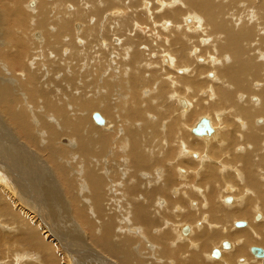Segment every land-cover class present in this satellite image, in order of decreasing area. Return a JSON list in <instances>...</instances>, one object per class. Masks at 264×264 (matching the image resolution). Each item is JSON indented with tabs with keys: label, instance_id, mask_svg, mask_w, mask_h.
Masks as SVG:
<instances>
[{
	"label": "rangeland",
	"instance_id": "1",
	"mask_svg": "<svg viewBox=\"0 0 264 264\" xmlns=\"http://www.w3.org/2000/svg\"><path fill=\"white\" fill-rule=\"evenodd\" d=\"M52 1L53 0H41L42 5L46 4L51 8L50 13H49L50 14V18H49L50 21H49L48 26L47 25L41 26V27H39V29H37L35 27L34 21L35 20L37 21V19H38L37 13H39V12H36L39 9L38 7H40V6L37 7V5H39L38 0H36V1L35 0H31V1L30 0H0V40H1L0 41V47H2V50L0 51V65H1L0 68L4 67V68L0 69V73L2 75V76L0 75V80H3L7 84V86L10 83V81H11V83L9 84L10 86L15 83L13 86H11V87L9 86L10 88H13V90L11 89V94H12V96L15 94L14 95L15 97L14 96L13 97L16 98L17 101L18 100L20 101V103H21L20 105L26 107L25 109H26L28 116H27L25 123H27L30 135L32 136L31 139H35V140H33V142H30L28 139H25L26 137L21 130L20 124L16 121L11 122L12 120L10 119V116H12V114L15 113V109L12 108L13 106H11V108H9V109H6L5 107H3L1 104H7V103L5 102V100L2 101V99L0 98V106H1L0 107V113H1L0 116H2V117H0V149H1L0 150V162H3V161L7 162V163H4V165L7 167H9L10 163H12V166H10L11 172L12 171L20 172L19 169H22L25 172L23 179L25 180V183H26L25 186H27V188H30L28 190V193L30 191L29 194L31 195L30 196L26 192H21L22 194H20V192H16L17 188L14 186V184L12 187L10 185L11 188L7 187V188H9L6 191L7 195L4 194L3 188H5L6 185L9 186V184H11V183H8L10 181L8 178V175H6L8 173L5 171V169L3 168V166L0 163V181L3 182V183L1 182L2 184H0V187H2V188H0V192H1L0 193V264H17V260H19V259L22 260L23 257L24 258L29 257L28 254H30V255L33 254L32 255L33 257H35V255L39 256V261H37V264H46L41 258V255H40V253L42 254L41 250L48 252L51 255V258L57 259L60 264H81V262L76 261L75 259H77V258L74 257L78 254H81V255H78L79 258L83 257V258L89 259V260L94 257L93 254H95V252H97V253L101 252L100 255L102 256V254H103L102 250L100 248H98L97 245H95L92 242L91 238L88 236L89 232H87L88 231L87 227L79 222V219L77 216V210L82 209V204L86 205V203H89L91 206L93 205L92 208H94L93 201L91 203L92 194H91L90 190H89V192L84 191L88 187L90 189V183L91 182H90V179H88V175H90V174L93 175L94 173H96L97 175L102 177V180L104 181V184L106 185L105 188H106L107 194H105V195H108V201H109L110 199H112L110 196L116 195L115 193L117 191L118 192L120 191L121 194H123L126 191V187H127L126 184L128 183V181L130 184L132 182V180L145 182V179L148 178V176L158 178L156 176H160L161 174H164L163 173L164 171H162V170H166V169H168V167H170L166 164L165 165L162 164V166H161V164H159V163L157 164V166H155L156 160H154V163L151 164V166H153V167L151 168L150 171L140 170L139 172H137V179L133 178L131 180H128L130 177V173H128V172L131 170V168H128L129 171L127 170V173H125L123 171V168H122V166H123L122 162H123L124 158H127V159L130 158L128 165H131V162L133 160L132 159L133 156H131V154L130 155L128 154L129 151L127 149L124 152L126 145L124 146L123 143L121 144V141H122V137H124V136H126L128 139H130V132H131L130 129H132L134 127L137 128L138 125H141L144 122H149V123H151V125H154L151 121L158 119L157 121H159V123H157V125L159 128L157 130L154 131L153 129H151V127L149 128L148 131L145 130V133L147 135H150L152 133L154 135L152 137L153 146H151L148 149H157L159 147H164L168 143V142L167 143L165 142V140H166L165 134H167V131L169 130V127L171 125H174V126L176 125L175 119H177V118L179 119V117H177V115L180 116L181 112L182 113H184V112L190 113L191 111L193 112L196 109V107H199L200 109L204 107V109H206L205 113H209V115L207 116L205 113H198V108H197L196 112L198 114L191 118L192 119V120H190L191 123L189 122V124H184V130L182 132L186 133L187 136L195 139V136H193V134L189 131V129H190V126L192 128V126H194L197 123V120H199L198 117L200 115H203L204 117H206L208 119H209V117L214 118V119L216 118L215 120H216V123H218V124L222 123V121L225 122V120H226L227 124L226 123L224 125L222 124L223 128L225 126V130L223 133L224 134L228 133L229 138L226 141L225 147L222 149L219 148L218 150H227V151H222V152L215 151L214 154L216 156L212 155V157L216 161L222 159L224 163H226L225 157L231 156L232 152H234V149L237 146L236 139H234L235 145L233 142L230 141L231 136H234V132H238L239 128H240L239 131H241V129H242L239 125L238 118H237V117L240 118V116L236 115L237 109L234 108L236 105L233 106L230 103H229L230 105L229 104H225V105L219 104V105H214L212 109L210 108L211 103H208L209 102V100H208L209 96L208 95H210V86L207 90L202 88V90H201L202 92H200V89L195 90L193 86H192L193 90L192 89L183 90L184 95L182 94L183 97H181V98L186 99V101L188 100L187 103L191 104V105H189V109H187V110L183 109L182 110L180 105H179V102H176V99L170 100L169 99L170 96L167 97V95H168L167 91L159 93V91H157L158 87H153V84H149L147 82L148 86H143L145 88L144 90L146 92L140 91L139 95H138L139 97H141V96L143 97V98L141 97V99H142L141 104L138 102V104L135 105V107H137L139 111L144 112V114L141 116L140 119H137V120L132 118L131 115H128L129 114L128 112H132L131 110H129V108L133 107V104L128 103L127 102L128 100L125 99V97H128V95L131 92V90H129V87L127 88L126 83L129 82L131 76L130 75L128 76V74L125 75L126 71H124V70L120 71V69L117 67L119 66L120 61L123 62L124 60L128 59L129 57L122 55L123 52H122V48L120 46L121 44L119 43L120 42L119 40H122V39L123 40H129V38L131 40H135V42H138L137 44L141 48L140 50L139 49L137 50V48L135 50L140 51L139 53H143V51L144 52L147 51L146 47L148 46V45H144L143 41L147 40L148 38H149L148 41L150 43L154 41V45H155V43L158 42V40H176V38L186 40L184 35L181 36V34L184 33V31H181V30H183L185 27L187 29L188 26H190L192 29L196 30V32L198 34H200L201 36L207 37V35L205 34V28L203 27L202 18L200 16H198V19H195V21H193V23H190V24L186 23L185 21L183 22V19H184L183 17L186 16L185 15L186 12H183L179 16L178 14L173 15L172 11H171V17L169 18L166 16L167 11L163 10L164 9L163 6H165L164 0H150V1L147 0L150 4L152 3V6L147 5V7H146V8L151 9L152 15L150 17V15L147 11H141L140 9L137 11V13L133 12L134 13L133 16H135V17L139 16L138 12L140 14H142V16H141L142 20L139 18V20L137 21L140 23L138 28H137V26H133L132 22L127 23L128 24L127 26L125 24H119V22L124 17L123 14L125 13L124 8L122 6L116 5L114 8L110 7L108 10L103 8L100 11V8L98 6L99 5L98 1H101V0H78L77 3L78 4L80 3L82 6L80 8V11L86 12V10L90 7L89 8L90 14L89 15L87 14L88 16L86 18H83V17L75 18V19H72V21H71L70 15H67V16L65 15V23L67 22L68 18L70 19V20H68L69 23H68V26H66L67 27L66 30H64V31H67V33H65V32L62 33V35H61L62 38L57 37V39H56V37H54V35L58 36L59 31L55 30L56 29V19L55 18L58 16V14L60 12L62 13V11H60V8H59L60 0H54V2H52ZM103 1H106V0H103ZM125 1H124V3H126ZM171 1H173V0H171ZM241 1L242 0H237L235 2L236 8H234L233 10H231L229 8L230 4L233 2L232 0H229L227 2H223V5H221V7L223 6L222 8H223L224 12L221 8L222 13L219 12L220 16L223 13H225V15L228 14L226 16V18H230L229 16H231V18H233L232 14L237 18V20H238V18L242 17L243 19L239 21V24H240L239 30L244 31L246 29H249V28L251 29V27H253L252 30H254V31H252V32H254L255 34L253 33L254 36H252V38L254 37L255 40H263L261 35L260 36L258 35L260 33H264V31L261 30L264 28V21L261 19V17H264V13L262 11H260L259 12L260 14H259L257 11L259 9L258 6L261 3L253 4L254 7L252 6V9H249L251 7H249L248 4L244 3L247 1H245V0H243L242 2ZM258 1H262V0H258ZM29 2L35 3L36 4L35 7L30 8L28 6V4H30ZM118 2H121V1H118ZM130 2L131 1H128V5L131 4ZM167 3L169 4V6H170V4L172 5V7L176 6V3L170 2V0L167 1ZM227 3H228V5H227ZM64 4L66 5V7L64 9L65 13L72 12L74 10V7H76V5H78V4H75L73 0H68ZM136 4L139 5L140 7H142V4L140 2H136ZM48 6H43V7H48ZM91 6H92V10H91ZM106 7H108V6L106 5ZM34 9H36V10H34ZM130 10H132V9H130ZM115 11H117L118 13L116 15H113L112 13ZM3 12H4V14H3ZM13 12H15V14L17 13L16 16ZM57 12H58V14H56ZM253 13L256 16V19L254 21L257 24L252 26L249 24V19L252 18ZM17 16L23 17L21 22H16ZM154 16H156V17H154ZM36 17H37V19H36ZM120 18H121V20H119ZM151 18L153 19V21H151ZM39 19L41 20V17H39ZM168 19H173L174 24H173V27L168 30L167 34H165L164 32L166 31V29L169 26V24L167 22ZM29 20H31V22ZM74 20H76V21H74ZM234 21H235V19H234ZM117 22H118V24H117ZM19 23H22L23 25H20ZM78 24L80 25V31H76L77 30L76 26ZM176 24L178 27L180 26L182 28L180 30V32H179V29H176L177 28ZM244 24H245V26H247V25H249V26L245 27V26H243ZM251 24H254V22H252ZM74 26H75V28H74ZM119 26L122 28V30ZM92 27H96L95 28L96 31L94 34L89 33V31H88V29H91ZM115 28L117 29L116 33L114 31H112V29L115 30ZM255 28H258V29H255ZM83 29H85V30L87 29L86 34H83V31H84ZM119 29L121 30V32H119L120 31ZM81 30H83V31H81ZM124 30H125V32H124ZM135 31L137 33H135ZM33 32L41 33V34L43 33L44 37H45V41L51 40L50 44H52L53 46L56 45L55 48H57V46L59 44V51H61V52L56 53L58 55V60L56 62L53 63L51 56H49V55L47 56L46 55L47 53L44 50H42V47H40V45H42L45 41L43 40L41 42H38V40L35 38V34ZM127 33L129 36L127 35ZM132 33H134L135 35L133 34V36L131 38ZM89 34H90V36H89ZM188 34H189V36H196V35H194L193 32H187V35ZM32 35H34V37ZM127 37H129V38H127ZM85 40H88V41L94 40V41L88 42V44H87ZM193 40L195 41L196 39H193ZM208 40H209V38H208ZM148 41H145V42H148ZM200 41H202V40H200ZM200 41H199V43H200ZM141 42H143L142 45H141ZM203 44H205V43L203 42ZM2 45H5V46H2ZM200 45H202V44H200ZM259 45H260V48L262 49V46L264 44L259 43ZM38 46H39V48L37 49ZM262 50L264 51V47ZM153 51L154 52L151 51L152 53H151L150 57L148 54H146V57H145V58H147L146 61L149 64L153 63V65H156V64H154V62L158 63V59H159V63L160 62L163 63V61H161L162 59H160V56H159L161 54L160 51H157V50H153ZM263 51L262 52L260 51V52L264 56ZM114 52L116 54H118V57H116V60H115L116 54ZM194 52H195V49L193 50V53ZM19 54H20V58H19ZM16 55L18 57V61H16V59H17ZM252 55L253 54H251V56ZM52 56L55 57V53H52ZM196 56L201 57V55L198 56V54H196ZM191 57H192V54H191ZM11 59H12V62H11ZM110 59H112V60H110ZM227 60H228V57L224 56L223 61L219 64V66L225 65ZM111 61H112V63H111ZM14 62H16V63H14ZM18 62H19V65L17 64ZM4 64L7 66V68H6V66H4ZM26 65H28L29 67ZM9 67H10V69H8ZM139 68H143V69L145 68V70H146V67L144 64H141V67H139ZM7 70H10L11 72L7 71ZM147 70H149V69H147ZM26 71L29 74L33 73L35 75H39L40 77L42 76L41 79H44V76H47L46 79H47V83L49 84V86L52 88H57L58 91H61L63 96H67L69 94V92L67 91V89H66L67 87L65 86V84L66 85L68 84L67 81H62V79H63V77L71 78L68 75H71L73 73L74 75H72V77H73L72 82L76 83V81L77 82L79 81L81 83V85L76 86L75 92H73V93H75L74 96L71 95L70 97H66V98H68V100H65L64 98H63V100H58L59 105H57L58 107L56 106V108L55 107L54 108L58 111L60 110L61 107L64 108L65 109V114H64L65 118H67V119L69 118V120H71L74 124H77V125L80 124L79 126L83 125L82 126L83 132L91 130L98 135V138H100L99 137L100 135H102V136L104 135L105 137L104 136L103 137L105 139L107 138V142L105 144H102V143L99 144L100 143V141H99L94 146L92 140L90 139L91 141H89L87 144V149L90 151L83 153L80 150V148H78L79 147L78 145L81 144L82 136L84 137V139L87 136L85 134L83 135V133H81L82 134L81 140H78L77 139V138H79V137H77L78 135L73 137L74 135H72L71 129H69L71 132L68 130L69 133L66 134L65 130L59 131L57 129L58 126L56 127V125L55 126L53 125L52 121L55 119L58 120V118H60V115L57 114L56 111L52 112L50 110V108L47 106V102L49 100L45 99L43 101V98H41V97L39 98V95L33 96L34 92L30 88L31 84H29L30 83L29 80L31 79L32 76L31 77L28 76L29 74L25 73ZM253 71L255 72V70H253ZM115 72H117V74ZM171 72L172 73L168 74V76H171V78L180 77L179 76L180 72H177L176 70H172ZM208 72L209 73H207L205 75V77L207 76L206 79H203V80L208 82V84H211V82H209V81L215 80L217 73H215L213 70H211V71L209 70ZM7 73H9V74H7ZM149 74L151 75V73H149L147 71V73L143 77H145V79H149L150 78ZM256 75L257 74L250 76V80L252 79V81L248 80L249 79L248 77L247 78L244 77V74H241L240 76H235L236 81H239V79H241L242 84L245 83V84H243V85H245L243 90L241 89L238 91V90H235L233 88L231 90L232 93L234 94V101L237 102V98L239 97L238 102L236 104L240 103V99L242 97H243L242 98L243 100H246V99L250 100V98H252V97H255L257 99L259 98V99L263 100L261 97V92H259L255 89V86H256L255 84H259V82H260V84H264L263 83L264 79L262 78L263 77L262 74L258 73V75L260 77H257L258 75L257 76ZM165 77L160 76V80H162L163 78L166 79ZM117 79H118V81H117ZM123 80L125 82H123ZM154 81H158V80H154ZM165 81L167 82V80H165ZM165 81H163V82L166 83ZM0 82L2 83V81H0ZM51 83H54V87L51 85ZM82 83L85 84V85H83V87H81ZM154 83H155V85L158 84V82H154ZM251 84L252 85L254 84V85L252 86ZM23 85H24V89L21 88V86L23 87ZM117 85L120 88H117ZM26 86H27V89H29V90L26 89ZM106 86L107 87L109 86L108 89L106 88ZM110 87H112V88L109 89ZM113 87L116 89H114ZM234 87H235V85H234ZM260 87H261V85L258 87L259 90L262 89ZM87 88H88V90H91V91L86 90ZM96 89H97V91H96ZM244 90H247V91H244ZM27 91L29 94L27 93ZM94 92H96L97 94ZM31 93H33V94H31ZM145 93H146L147 97H146ZM148 93H149V95H148ZM239 93H240V95H238ZM98 94H99V96H98ZM131 95L134 96L133 94H131ZM199 95H201V96H199ZM29 96H30V98H29ZM163 96L166 98L167 102H165L166 103L165 107H163L164 111H161L159 109V107H162V104H164ZM36 97H38V98H36ZM71 97L72 98L74 97V98L72 99ZM77 98H79V99L84 98L83 100H81V101H83L82 105H84V103H86V102H87L86 104L89 105L90 103L87 100H90L91 98L96 100L97 104L96 103L90 104V105H93V107L95 106L94 110H91V108H89L90 107L89 106V107H87L88 109L87 108L81 109V111H80V109H79L80 105H79V101H78L79 99L77 100L78 101L77 102L76 101ZM69 99L73 100V102L70 101ZM104 99L106 101H104ZM39 100H41V102ZM114 100H115V102H114ZM216 100L218 102V99H216ZM216 100H215V103H216ZM107 101H109V102H107ZM168 102H169V104H168ZM191 102H193V103H191ZM71 103H72V105H71ZM125 103H128L130 105L128 106V104H125ZM59 106H61V107H59ZM72 106H73V108H72ZM46 107L49 109H47ZM151 107H153V108L151 109ZM262 107H263V110H262L260 116L254 110V114L256 113L255 119L259 118V120H256V122H258V121L264 122V105ZM2 108L4 109V111ZM75 109H77L81 114L78 113L77 110H75ZM8 110H9V112H8ZM145 110H146V112H145ZM230 110H231V113H230ZM2 111H3V113H2ZM70 111L72 114H69ZM93 111L100 113L101 115L104 116V118H106L109 125H111L109 129L104 130V129H102V128H100L94 124L93 120L91 119V115H92V113H94ZM219 111H225V116H222V117L216 116L215 113L219 112ZM106 112H110V114H112V115L108 114L109 116H107V115L103 114ZM4 113H5V115L7 113L8 114L5 116ZM82 114H83V117L80 118L82 116ZM131 114L133 115L134 111ZM86 116L88 117V119ZM125 116H127V117H125ZM110 117H111V119H110ZM171 117L173 119H169ZM8 119H10V120H8ZM82 119H84V120H82ZM255 119H253V120H255ZM169 120H170V124L165 123V122H168ZM162 122H164V123H162ZM256 122L255 123L251 122L249 127L250 126L255 127V125L257 124ZM167 125L168 126L170 125V126L168 127ZM258 125L262 126L263 124H258ZM89 126L92 127V129ZM176 129H177V127H176ZM257 129H259V128L257 127ZM49 130H51V131L49 132ZM254 131H256L257 134L260 136V137H258L259 143L255 144V145H251V147L252 146L253 147L249 148L250 143L246 144V146L243 145L244 144V139H243L242 141L239 140L240 143L242 144L241 146L243 147V149L246 150V152H248L250 150L253 151L256 148V149H260L258 152L259 154H264V130L260 131V130L254 129ZM50 133H51V136H50ZM103 133H105V134H103ZM52 134H54L53 137H52ZM228 134H227V136H228ZM237 134H238L237 136L239 137V133H237ZM33 135H35V136H33ZM45 135H46V137H45ZM109 135L111 136V138H108V137H110ZM243 135H244V133H243ZM33 137H35V138H33ZM37 138L39 140L40 139H43V140L39 141ZM87 139H88V137H87ZM154 140H157V141H154ZM44 141H45V143H42ZM166 141H168V140H166ZM36 142H38V144ZM70 142H71V144H70ZM216 142L217 141H214L213 143H216ZM1 143H3V144H1ZM89 144L92 146H90ZM49 146H50V148H49ZM68 147H69V149H68ZM174 148L176 149V147H174ZM215 149H216V145H215ZM4 150H6V151H4ZM77 150L79 152H77ZM237 151H239V150H237ZM202 152H206V150L202 151ZM243 152L244 151L242 150L241 154L246 153V152H244V153ZM126 153H127L128 157L126 156ZM157 153H159V152H157ZM159 154H160L159 158L161 159V152ZM72 157H74V158H72ZM19 158H21L20 159L21 161H19ZM259 158H263V156H261V157L257 156L256 159H259ZM21 163H23V164H21ZM172 164L170 163V165H172ZM212 164L217 165V166L213 167V168H215V170L213 171V168H210L206 172L204 178L201 181V188H197V191H198V193H199L200 189H202L201 191H204V189L210 184L214 190V196L213 197H214V199L216 197L217 200L216 199L215 200H216V202H218L219 206L221 207V205L219 203V198H221L223 195H225V193H227L225 191L223 194V189H224V187H226L225 184H228V183L232 184V183H235V181H234V179H225L226 176H223L224 173H221L220 164H216V163H212ZM106 167H108L109 170ZM60 169H61V171H60ZM155 169L156 170L158 169V170L156 171ZM90 170H93L94 173H90ZM31 172H33V173H31ZM154 172H155V174H154ZM142 173H144V174H142ZM145 174H147V175H145ZM207 174L217 176V180H214L211 182V180L207 176ZM255 174L258 176L257 172ZM116 175H118V176H116ZM115 178H117L116 181L114 180ZM176 178H177V176H176ZM28 180H29V182L27 183L26 181H28ZM177 180H174L173 182H176V183L179 182L180 183V178L179 179L177 178ZM42 181H43V183H41ZM112 182H113V184H112ZM117 182L122 183L123 186L120 187V185H118ZM68 183L71 184L70 189H68ZM50 184L53 188L49 187ZM239 184H241L243 186V189H244L245 185L242 183H239ZM241 185H240V187H242ZM28 186H31V187H28ZM45 187H46V189H45ZM260 187H262V185ZM260 187H259V189L264 191V187L263 188H260ZM181 188H184V185L178 187V190H182ZM252 189H254V191H256L255 194L258 191H260L256 187H252ZM41 190H43V191H41ZM45 190H47L49 193ZM2 191H3V194H2ZM9 191H10V193H12V195L9 193ZM176 191L177 190L175 189V192ZM182 191H184V190H182ZM243 192H242L243 193L242 196H244L246 190H244ZM15 193H16V196H15ZM117 194L119 195V193H117ZM170 194L172 195L171 192H170ZM194 194L197 196L198 199L202 200V198L200 196H198L196 193H194ZM201 194L202 195L204 194L205 196H207L206 193H201ZM32 195H35V196H32ZM77 197L79 199H77ZM19 198H21V199H19ZM160 198H162V197H160ZM182 198L185 199L186 202H188L187 201L188 198L184 197L183 195H182ZM197 198H195V199H197ZM234 198H235V196H233V202L235 201ZM251 198H253V197H251ZM86 199H88V200H86ZM201 200H200V202H201ZM161 201H160V205H164L163 204L164 201L163 200H161ZM196 201L197 200H194L193 202H196ZM38 202H39V204H38ZM79 202L80 203L82 202V203L80 204ZM259 202L261 203V201H259ZM190 203L188 202L187 204H188L190 209H193L195 207L194 204H196V203H192V206L190 205ZM106 204L107 203H105V205ZM124 204H126V203H124ZM109 207H110V205L107 208H109ZM120 207H121V204H119L117 210L121 214V216L119 215V213H117V212L116 213H117V217H119V219H120V222L124 223L125 221H123L121 219H122V217L126 218V214H124L123 209H121ZM152 208L154 209V207H152ZM182 209H184V208H182ZM175 210H177V211H175ZM92 212H93L92 210L90 212H88V214L91 213V214H89L91 217H93ZM108 212L110 213V211H108ZM174 212H175V213H173L174 216L172 218H170L171 220L169 219L170 223H172V224H167V223L163 222L162 227H164L165 229L164 228L159 229L161 234L163 232H167V231L174 232L173 229L176 228V232H174V234L177 233V234H175V236H176V235H178L179 225H181V224L183 225L184 223L190 224L189 222L183 220L182 215H184V213L180 212V208H175ZM189 212L195 213V211H192V210H189ZM261 212H260V215L262 216V219L259 222L258 221L255 222V220L253 219L251 221L252 224L262 223V221L264 220V213H261ZM153 213H154L153 216L155 215L158 218H159V215L161 214L159 212L156 213L154 210H153ZM252 213L253 214H251V215L253 216L254 212H252ZM215 214L219 217H225V215H226L225 213L222 214L221 211H216ZM61 216H63V217H61ZM203 216H205V213H203V211L201 212V214L199 212V214L195 215V220H194V223L192 225L193 230L194 229H195V231L199 230V229L196 230V227L199 226L200 223H203V221L206 220L205 218L202 219ZM213 217H214V215H211V220ZM65 219L67 222L65 221ZM94 219L95 218L93 217V220ZM174 219H177V220H174ZM48 220H50V221H48ZM196 220H198V221H196ZM68 221H69V224H67ZM182 222H184V223H182ZM242 222H247L248 224L251 223V222H248L247 220H243ZM233 223H234V221H233ZM51 224H52V226H51ZM64 224L68 227V229L65 227ZM135 224L129 218L125 223V229H127L126 231L128 232V236H130L134 240L133 241L134 246L132 245L133 248L131 247V253H134L135 256H137V259L139 261H144L145 258H143V257H146V256L150 257V258L152 257L151 253H152L153 248H154V247H152V245L154 246V244L152 243V241L146 240V239L144 240L141 237L143 234L140 232V227H141V229H145V230H147V228L144 227L142 224L136 222V221H135ZM69 226L75 233L76 232L81 233L80 235L83 238H81V236L80 237L73 236L70 232H68ZM167 226L169 227V229H170V227H172V228L169 230V229H167ZM227 228H229V229L231 228L230 230L232 231V233L234 231L233 229H235L234 233H239L238 231H242L244 229H247L246 227L239 229V228L234 227V225L232 226V224H228ZM157 230H155V231H157ZM161 230H162V232H161ZM142 232H144V230ZM45 235H47V236H45ZM54 235L55 236L57 235V237L59 236V238L54 237ZM191 235H189V237ZM196 235H194L193 237H191L188 240L190 242L187 241V243L186 242L184 243V244H188V245H185V247H188V249H189L192 246V245L191 246H189V245L191 244V242L193 241V238ZM85 236H87V237H85ZM45 237H46V239H45ZM33 239H39V240H37V242L39 241L38 245L42 244L40 246H45V249H40L37 246L35 247L33 245V243L30 244V242ZM178 239L179 238L177 236V240ZM227 240H229V239H227ZM229 241H231L233 243V240L230 239ZM50 244L51 245L54 244V246L53 245L51 246ZM72 244L78 245L77 247L79 249L73 248L74 245H72ZM184 244H182V245H184ZM217 245L218 244L216 243V246ZM250 246L251 245H249L247 247V253H250L248 251ZM254 246H257V245H254ZM257 247H260L264 250L263 245H259ZM92 248L94 249V251ZM212 248H216L215 245ZM211 249L208 251L206 259L204 260L205 264H210L209 263V261H210L209 254L211 252ZM138 250H139V252H138ZM192 250H194V249L192 248ZM234 250H235V245H234V249L232 251L223 252V254L224 253L229 254V253L233 252ZM173 251L174 250L170 249V255H169L170 257L169 258H172L173 254H174V253H172ZM146 253H147V255H146ZM57 254L60 257L57 256ZM85 254H90L93 256H91V258H89V257L86 258L87 255H85ZM140 254H142V255H140ZM149 254H151V255H149ZM20 255H22V256L17 258V256H20ZM103 255H105V254H103ZM163 256L166 260L168 259L167 254H164ZM248 256L249 257L251 256L250 258H252V259L255 258L252 254H248ZM61 257L63 259H61ZM104 257L109 259L111 261V264H120L118 261H116V258H113L111 256L109 257V255L108 256L105 255ZM43 258H44V255H43ZM119 258L121 259V257H119ZM119 258H118V260H119ZM140 258H142V259H140ZM150 258L145 260L142 264H160L157 262L158 260H154L153 257L151 259ZM156 258H158V257L156 256ZM240 258H241V260L248 261L247 258H244V257H240ZM68 259H70V260L68 261ZM137 259H136V262H138ZM260 260H264V259H260ZM121 261H122V259H121ZM173 261L175 263H177V261H175V260H173ZM173 261H170L168 264H171ZM93 262H95V261L93 260ZM113 262H115V263H113ZM163 262H165V261H163ZM248 262L250 264H252V263L253 264H264V263H254L250 259ZM236 263H239L238 260ZM22 264H34V263H31V261L27 259V261H24V262L22 261ZM134 264H136V263H134ZM241 264H243V263H241Z\"/></svg>",
	"mask_w": 264,
	"mask_h": 264
},
{
	"label": "bare ground",
	"instance_id": "2",
	"mask_svg": "<svg viewBox=\"0 0 264 264\" xmlns=\"http://www.w3.org/2000/svg\"><path fill=\"white\" fill-rule=\"evenodd\" d=\"M66 1H68V0H60L59 8H60V11H62V13L61 12L59 14H58V12L56 13V14H58V16L55 18L56 19V29L55 30L59 31L58 36L54 35V37H56V39H57V37L62 38V36H61L62 33H64V32L67 33V31H64V30H66V28H67L66 26H68V23H69L68 20H70V19L68 18L67 22L65 23V15L66 16L70 15L71 16L70 18L72 21V19H75V18H80V17L86 18L90 14V10H89L90 7L86 10V12L80 11V8L82 6L80 3L79 4L77 3L78 0H73L75 4H78V5H76V7H74V10L72 12L65 13L64 9H65L66 5L64 3H66ZM118 1H121V2H118ZM124 1L125 0H106V1L101 0V1H98V3H99L98 6L100 8V11L103 8L106 10H108L110 7L114 8L116 5L122 6L124 8L125 13L123 14V16H124L123 19L122 20H121V18L119 19V20H121L119 22V24H125L126 26L128 25L127 23L132 22L133 26H137V28H138L140 23L137 21L139 20V18L142 20V17H141L142 14H140L138 12L139 16L135 17V16H133L134 15L133 12L137 13V11L139 9L141 11H147L151 17V15H152L151 9L146 8L147 5L152 6V3L150 4L148 2L150 0H148V1L147 0H126L125 1L126 3H124ZM128 1H131L130 5H128ZM164 1H165L164 2L165 6H163V8H164L163 10L167 11L166 16L169 18L171 17V11H172L173 15L178 14L179 16L183 12H186V14H185L186 16L183 17L184 18L183 22L185 21L186 23L190 24V23H193V21H195V19H198V16H200L202 18L203 27L205 28V34L207 35V37L201 36L200 34H198L196 32V30L192 29L190 26H188L187 29H186V27L184 28L186 31L184 29L181 30L182 28L180 26L178 27L176 24V27H177L176 29H179V32H180V30L184 31V33H182L181 36L184 35L186 40H182L179 38H176V40H158V42L155 43V45H154V41L150 43L148 41V39H149L148 38L147 40L143 41L144 45H148L146 47L147 51H145V52L143 51V53H139L140 51H137L138 49L140 50L141 48L138 46V44H137L138 42H135V40H131L129 37H127V38H129V40H123V39L119 40L120 41L119 43L121 44V45L120 44L119 45L121 46L122 52H123V54L122 53L121 54L129 57L128 59L124 60L123 62L120 61L118 67L116 66L117 68L120 69V71L121 70L126 71L125 75L128 74V76L129 75L131 76L129 82L126 83L127 88L129 87V90H131V92L128 95V97H125V99L128 100V101L126 100L128 103L133 104V107H130L129 110H131L132 112L134 111V114L132 115L131 114L132 112H128L129 113L128 115H131L132 118L137 120V119H140L141 116L144 114V112L139 111L138 108L135 107V105H137L138 102L141 104V100H142L141 97L142 96L139 97L138 95H139L140 91L146 92L144 90L145 88L143 86H148L147 82L149 84H153V87H158L157 91H159V93L167 91V94H168L167 97L170 96V98H169L170 100L176 99V102H179V105H180L182 110L183 109L184 110L189 109V105H191V104L187 103L188 100L186 101V99L181 98L184 95L183 90H185V89H192L193 90V88H192V86H193L195 90L200 89V92H202L201 91L202 88L207 90L210 86V95H208L209 96L208 97V100H209L208 103H211V105H210L211 109L213 108L214 105H219V104L225 105V104L230 103L233 106L236 105L234 108L237 109L236 115L240 116V118L239 117H237V118H238L239 125L242 128L241 129L242 132L239 131L240 130V128H239L238 132H234V136H231L230 141L233 142L235 145L234 139H236L237 146L235 147L234 152H232L231 156L225 157L226 163H224L222 159L216 161L212 157V155H215L214 154L215 151H217V152L227 151V150H218L219 148L222 149L225 147L226 141L229 138L228 133H226V134L223 133L225 130V126L223 128V125L225 123L227 124L226 120H225V122L222 121V123L218 124V123H216V120H215L216 118L214 119V118L209 117V119H208V118L204 117L203 115H200L198 117L199 120H197V123L194 126H192V128L190 126L189 131L192 133V130L197 126V124L200 122V120H202L203 118H206L209 120L210 127L213 131V133L211 135L196 136L192 133L193 136H195V139H194L192 137L187 136L186 133L182 132L184 130V124H189V122H190V120H192L191 118L193 116L197 115L198 113H205L206 109H204V107L201 109L199 107H196V109L193 112L192 111L190 113H186V112L182 113L181 112L180 116L177 115V117H179V119L178 118H177L178 120L175 119L176 125L175 126L169 125L170 127L167 125L169 127L167 134H165L166 135L165 139L168 140V141L165 140L166 143L168 142L167 145H165L164 147H159L157 149H148L151 146H153L152 137L154 135H153V133L150 135H147L145 133V130L148 131L150 127L154 131L157 130L159 128L157 125V123H159V121H157L158 119L151 121L154 125H151V123H149V122H144L141 125H138L137 128L134 127L132 129H130L131 130L130 139H128L126 136L122 137L121 144L123 143L124 146L126 145L124 152L127 149L129 151V152L127 151L128 154L129 155L131 154V156H133L132 162L130 161L131 165H128L130 158L129 159L124 158L123 162L121 161L123 163L122 168H123V171L125 173H127V170L129 171L128 168H131V170L128 172V173H130V177L128 180H131L133 178L137 179V172H139L140 170L150 171L151 168L153 167V166H151V164L154 163V160H156L155 166H157V164L159 163V164H161V166H162V164H164V165L166 164L170 167H168V169H166V170H162V171H164L163 172L164 174H161L160 176H156L158 178L148 176V178L145 179V182L132 180V182L130 184L128 181V183L126 184V186H127L126 191L123 194H121L120 191L119 192L117 191L115 193L116 195L110 196L112 199H110L109 201H108V195H105V194H107L106 188H105L106 185L104 184L102 177L97 175L96 173H94L93 170H90V173H94L93 175L92 174L88 175V179H90V182H91L90 183V189L88 187L87 189H85V190L83 189V190L85 192H89V190H90V192L92 194L91 203L93 201L94 208H92L93 205L91 206L89 203H86V205L82 204V209L77 210V216H78L79 222L87 227V229H88L87 232H89L88 236L91 238L92 242L95 245H97L98 248H100L102 250L103 254H105L107 256L109 255V257L111 256L113 258H116V261H118L120 264H134V263L142 264L145 260L150 258V257L146 256V257H143V258H145L144 261H139L137 259V256H135L134 253H131V247L133 248V246H134L133 245L134 240H133V238L128 236V232L126 231L127 229H125V223L129 218L134 224L136 221V222L142 224L144 227L147 228V230H145V229H141V227L139 226L140 232L143 234L141 237L144 240L146 239V240L152 241V243L154 244V246L152 245V247H154L153 251L151 253L152 257L154 260H158L157 262L160 264H168L170 261H173V260L177 261V263H175L173 261L171 264H205L204 260L206 259L208 251L214 245L216 248H212L211 252L209 254L210 261L209 260L208 261L210 264H235L237 262V260L239 263H236V264H241V263L250 264L248 262L249 259L254 263H264V260H260V259H264V257H262V258L256 257L251 252V249L253 247H257L259 245L264 246V220L260 224H252V222H251L253 219L255 220V222L256 221L259 222L262 219L260 212L262 211L261 213H264V191L259 189V187L261 185H262V187H260V188L264 187V154H259L258 152L260 149H256V148L253 151L250 150V151L246 152V150L243 149V147L241 146L242 144L239 141V140L242 141L244 139L243 145H245V146H246V144L250 143L249 148L253 147V146L251 147V145H255V144L259 143L258 137H260V136L257 134L256 131H254V129L260 130V131L264 130V122H261V121L256 122V120H259V118L255 119L256 113L254 114V110L260 116V114L263 110L262 106L264 105V84H260V82H259V84H255L256 85L255 89L257 91L261 92V97L263 100H261L259 98L257 99L255 97L250 98V100L249 99L243 100L242 99L243 97H242L240 99V103L236 104L238 102L239 97L237 98V102L234 101V94L231 91L232 88L235 90H238V91L241 89L243 90L244 86H245V85H243L245 83L242 84L241 79H239V81H236L235 76H240L241 74H244V77H246V78L248 77L249 78L248 80H250V76H253L255 74L258 75V73H260V74H262V76H263L262 78L264 79V56L261 53L263 51L262 49H263L264 45L262 46V49L260 48V45H259V43L264 44V36H263L264 33L258 34L259 36L261 35L263 40H255L254 37L252 38V36H254L253 35L254 32H252V31H254V30H252L253 27H251V29L249 28L250 30L249 29H246L244 31L239 30V25H240L239 21L243 19L242 17L238 18V20H237V18L233 14H232L233 18H231V16H229L230 18H226V16L228 14L225 15V13H223L220 16V13H222L221 11L223 10V8H222L223 6L221 7V5H223V2H227L229 0H173V1L170 0V2L176 3L175 7H172L171 4L169 6V4L167 3V1H169V0H164ZM232 1L233 2L231 4L228 2L230 4L229 8L231 10L236 8L235 2L237 0H232ZM245 1H247V2H244V3L248 4V6L251 7L249 9H252L253 4L261 3V4H259V6H258L259 9L257 8L258 9L257 11H258V13L260 11H262L264 13V0H262V1L245 0ZM52 2H54V0ZM136 2H140L142 4L143 8L140 7L139 5H137ZM29 3L30 4H28V6L30 8H34L36 5L33 2H29ZM38 3H39V5H37V7L40 6V7H38L39 9L36 11V12H39V13H37L38 19L36 17L37 21L36 20L34 21L35 27L37 29H39V27H41V26H46V25L48 26L49 25V21H50L49 20V18H50L49 13L51 10V8L48 5H46V4L42 5L41 0H38ZM228 3H227V5H228ZM106 5L108 7H106ZM43 6H48V7H43ZM221 8H222V10H221ZM36 9H34V10H36ZM130 9H132V10H130ZM91 10H92V6H91ZM223 12H224V10H223ZM13 13L15 14V12H13ZM117 13L118 12L115 11L112 14L116 15ZM3 14H4V12H3ZM16 14H15V16H16ZM252 15H253L252 18L249 19V24L253 26L257 23L254 21L256 19V16L254 15V13ZM39 17H41V20L39 19ZM154 17H156V16H154ZM22 19H23V17L17 16L16 22H21ZM234 19H235V21H234ZM261 19L264 21V17H261ZM31 20H29V21L31 22ZM74 21H76V20H74ZM151 21H153L152 18H151ZM173 21H174L173 19L167 20L169 26L166 29V31L164 32L165 34H167L168 30L173 27V24H174ZM252 22H254V24H251ZM19 24L23 25L22 23H19ZM117 24H118V22H117ZM243 26H245V24ZM247 26H249V25H247ZM247 26H245V27H247ZM74 28H75V26H74ZM95 28L96 27H92L91 29H88L89 33L94 34L96 31ZM76 29H77L76 31H80V25L79 24L76 26ZM113 29H112V31H114L116 33L117 29L116 28H115V30H113ZM255 29H258V28H255ZM83 30H81V31H83V34H86L87 29L86 30L83 29ZM121 30H122V28H121ZM121 30L119 32H121ZM261 30L264 31V28ZM124 32H125V30H124ZM187 32H193L194 35H196V36H189V34L187 35ZM33 33L35 34V38L38 40V42H41L43 40L45 41V37L43 34L44 32L42 34L41 33H35V32H33ZM135 33H137V32L135 31ZM133 34L134 33L131 34V38H132ZM127 35H128V33H127ZM32 36L34 37V35H32ZM89 36H90V34H89ZM208 38H209V40H208ZM193 39H196V40L194 41ZM200 40H202V41H200ZM85 41L88 44V42H91L94 40H91V41L85 40ZM145 41H148V42H145ZM199 41H200V43H199ZM143 42H141V45ZM203 42L205 44H203ZM50 43H51V40H47L42 45H40V47H42V50H44L47 53L46 54L47 56L48 55L51 56L52 62L54 63L58 60V55L56 53H58V52L60 53L61 51H59V44H58L57 48H55L56 45L54 44L55 46H53ZM200 44H202V45H200ZM2 46H5V45H2ZM0 48H1L0 49V51H1L2 47H0ZM38 48H39V46L37 47V49ZM136 48H137V50H135ZM194 49H195V52L193 53ZM153 50L160 51L161 54L159 56H160V59H162L161 61H163V63H161V62L159 63V59H158V63L154 62V64H156V65H153V63L149 64L146 61V59H147V58H145L146 54H148L150 57L151 53L154 52ZM52 53H55V57L52 56ZM263 53H264V51H263ZM191 54H192V57H191ZM196 54H198V56L201 55V57H197ZM251 54H253V55L251 56ZM224 56H227L228 60L226 61L225 65L219 66V64L223 61ZM16 57H17V55H16ZM116 57H118V54L115 55V60H116ZM19 58H20V54H19ZM110 60H112V59H110ZM16 61H18V57H17ZM11 62H12V59H11ZM14 63H16V62H14ZM111 63H112V61H111ZM17 64L19 65V62ZM141 64L145 65L146 70H145V68L144 69L139 68V67H141ZM4 66H6V65L4 64ZM26 66H28V65H26ZM1 68H4V67H1ZM6 68H7V66H6ZM8 69H10V67ZM147 69H149V70H147ZM172 70H176L177 72H180V75H179L180 77L171 78V76H168V74L172 73L171 72ZM209 70L210 71L213 70L215 73H217L215 80L211 79L212 81H209V82H211V84H208V82L203 80V79H206L207 76L205 77V75L207 73H209L208 72ZM253 70H255V72ZM7 71H10V70H7ZM147 71L149 73H151V75H152L151 76L149 74V77H150L149 79H145V77H143V76H145ZM25 73L29 74L27 71ZM115 73L117 74V72H115ZM7 74H9V73H7ZM30 74L28 76H30V77L32 76V77L29 80L30 81L29 84H31L30 88L34 92V94L33 93H31V94H33V96L39 95V98L40 97L43 98V101L45 99L49 100L47 102V106L50 108V110L52 112L56 111L57 114L60 115V118H58V120L55 119L52 121L53 125L54 126L56 125V127L58 126L57 129L59 131L65 130L66 134H68L70 131L69 129H71L72 135H74L73 137L78 135L77 136V137H79V138H77L78 140H81V136H82L81 133H83V135L85 134L88 137L89 140L87 139V137L84 139V137L82 136L81 144L78 145L79 146L78 148H80V150L83 153L90 151L87 149V144L91 140H92L94 146L99 141H100L99 144H101V143L105 144L107 142V138L105 139L104 135H103L104 137L102 135H100L99 136L100 138H98V135L96 133H94L93 131H91L90 129H89L90 131L83 132L82 131L83 125L79 126L80 124L79 125L74 124L71 120H69V118L68 119L65 118V115H64L65 109L62 108L61 106H59V107H61L59 111L55 109L56 106L59 105L58 100H63V98L65 100H68V98H66V97H70L71 95L74 96L75 93H73V92H75L76 86L81 85V83L79 81L78 82L76 81V83L72 82V80H73L72 75H74L73 73L71 75H68L71 78L63 77V79H62V81H67V83H68L67 85L65 84V86L67 87L66 89L69 92V94L67 96H63L61 91H58L57 88L50 87L49 84L47 83V79H46L47 76H44V79H41L42 76L40 77L39 75H35L33 73H30ZM0 75H1V73H0ZM160 76L161 77L166 76L165 77L166 79L163 78L162 80L163 81L167 80V82L165 81L166 83H164L162 80H160ZM257 77H260V76L258 75ZM154 80H158V81H154ZM0 81H2V83L0 82L1 83L0 84V98L2 99V101L5 100V102L7 103V104H1V105L3 107H5L6 109H9V108H11V106H13L12 108L15 109V113L12 114V116H10V119L12 120L11 122H13V121L18 122L21 126L22 132L24 133V135L26 137L25 139H28L30 142H33V140H35V139H31L32 136L30 135L27 123H25L27 116H28L26 109H25L26 107L20 105L21 104L20 101L19 100L17 101L16 98H14L15 94L13 95L14 97L11 94V89L13 90V88H10V87L13 86L15 83L10 86L9 85L11 83V81H10V83L7 86V84L3 80H0ZM117 81H118V79H117ZM250 81H252V79ZM123 82H125V81L123 80ZM154 82H158V84L155 85ZM51 85L54 87V83H51ZM83 85H85V84L82 83L81 87H83ZM234 85H235V87H234ZM260 85H261L260 88H262L261 90L258 89V87ZM108 87L106 86L107 89H108ZM21 88L24 89V85H23V87L21 86ZM111 88L112 87H110L109 89H111ZM117 88H120V87H118V85H117ZM26 89H27V86H26ZM114 89H116V88H114ZM27 90H29V89H27ZM86 90H88V88ZM88 91H91V90H88ZM96 91H97V89H96ZM244 91H247V90H244ZM27 93H28V91H27ZM94 93H96V92H94ZM131 94H133L134 96H132ZM145 95H146V93H145ZM148 95H149V93H148ZM238 95H240V93ZM98 96H99V94H98ZM199 96H201V95H199ZM146 97H147V95H146ZM29 98H30V96H29ZM36 98H38V97H36ZM78 99L79 98H77L76 101ZM83 99L84 98H80L78 100L79 105H80L79 106L80 111H81V109H86L89 106H90L89 108H91V110H94L95 106L93 107V105H90V104H92V103L97 104V101L91 98L90 100H87L90 103L89 105L86 104L87 103L86 101H85L86 103H84V105H82L83 101H81V100H83ZM216 99H218V102ZM163 100H164L163 101L164 104H162V107H159V109L161 111H164L163 107H165V104H166L165 102H167V100L164 96H163ZM215 100H216V103H215ZM39 101L41 102V100H39ZM70 101L73 102V100H70ZM104 101H106V100L104 99ZM107 102H109V101H107ZM114 102H115V100H114ZM128 103H125V104H128ZM191 103H193V102H191ZM168 104H169V102H168ZM71 105H72V103H71ZM129 105L130 104H128V106ZM49 108H47V109H49ZM72 108H73V106H72ZM152 108L153 107H151V109ZM197 108H198V113L196 112ZM75 110H77V109H75ZM3 111H4V109H3ZM3 111H2V113H3ZM8 112H9V110H8ZM77 112L80 113L78 110H77ZM145 112H146V110H145ZM94 113H92V115H91L92 120H93V114ZM230 113H231V110H230ZM69 114H72L71 111ZM103 114H105L107 116L112 115V114H110V112H106ZM205 114L207 116L209 115V113H205ZM4 115H5V113H4ZM215 115L219 116V117L225 116V111L216 112ZM101 116L103 117L105 124L104 125H97L93 120L94 124L96 126L102 128V129H104V130L109 129L111 125H109V123L107 122L106 118H104L103 115H101ZM0 117H2V116H0ZM82 117H83V114L80 118H82ZM125 117H127V116H125ZM10 119H8V120H10ZM84 119H82V120H84ZM87 119H88V117H87ZM110 119H111V117H110ZM169 119H173V118L171 117ZM253 119H255V120H253ZM251 122L257 123L255 125V127H251V126L249 127ZM162 123H164V122H162ZM165 123L170 124V120L168 122H165ZM258 124H263V125L259 126ZM176 127H177V129H176ZM257 127L259 129H257ZM90 128L92 129V127H90ZM50 131L51 130H49V132ZM51 133H50V136H51ZM237 133H239V137L237 136L238 135ZM243 133H244V135H243ZM103 134H105V133H103ZM227 134H228V136H227ZM33 136H35V135H33ZM53 136H54V134H52V137ZM45 137H46V135H45ZM33 138H35V137H33ZM108 138H111V136ZM40 140H43V139H40ZM154 141H157V140H154ZM214 141H217V142L213 143ZM36 143L38 144V142H36ZM42 143H45V141ZM1 144H3V143H1ZM70 144H71V142H70ZM215 145H216V149H215ZM90 146H92V145H90ZM174 147H176V149ZM49 148H50V146H49ZM68 149H69V147H68ZM205 150H206V152H202ZM237 150H239V151H237ZM242 150L246 153L241 154ZM4 151H6V150H4ZM77 152H79V151L77 150ZM157 152H159V153L161 152V159L159 158L160 154ZM126 156H127V153H126ZM257 156H259V157L263 156V158L256 159ZM72 158H74V157H72ZM20 159L21 158H19V161H21ZM0 163L3 166V168L5 169V171L8 173L6 175H8V178L11 181L10 182L8 180L9 181L8 183H11V184H9V186L6 185V187L3 188L4 194L7 195L6 191L9 189L7 187H10V185L12 187L13 184L18 190V191L16 190V192H20V194H22L21 192H26L27 194H29L30 191L28 193V190L30 188H27V186H25L26 183H25V180L23 179L25 172L22 169H19L20 172H15V171L11 172L10 166H12V163H10L9 167L4 165V163H7L5 161L0 162ZM170 163L171 164L173 163V164L170 165ZM212 163L220 164L221 173H224L223 176H226L225 179H234V181H235V183H232V184H230V183L225 184L226 187H224V189H223V194L225 191L227 193H225V195H223L221 198H219V203H220L221 207L219 206L218 202H216V200H217L216 197H215L216 200L213 197L214 196V190L210 184L204 189L205 192L201 191L202 189L199 190V193L197 191V188H201V181L204 178L206 172L210 168L217 166V165H214ZM21 164H23V163H21ZM106 168H108V167H106ZM108 170H109V168H108ZM214 170H215V168H213V171ZM60 171H61V169H60ZM255 171L258 173V176L255 174L256 173ZM31 173H33V172H31ZM142 174H144V173H142ZM154 174H155V172H154ZM145 175H147V174H145ZM116 176H118V175H116ZM176 176L178 179L180 178V183L178 182L179 184L176 182H173L174 180H177ZM207 176L210 178L211 182L214 180H217V176H215V175L207 174ZM116 179L117 178H115L114 180L116 181ZM1 182L2 181H0V184L3 183V182L2 183ZM26 182L28 183L29 180ZM41 183H43V181ZM239 183H242L245 185L244 189H243V186ZM112 184H113V182H112ZM117 184L120 185V187L123 186L122 183L117 182ZM182 185H184V188H181V189L184 191L178 190V187H180ZM240 185L242 187H240ZM251 186L258 188V190H260V191H258L255 194L256 191H254V189H252ZM28 187H31V186H28ZM49 187L53 188L51 186V184L49 185ZM0 188H2V187H0ZM70 188H71V184L68 183V189H70ZM45 189H46V187H45ZM175 189L177 190L176 192H175ZM244 190H246V192H245L244 196H242V194L244 193L243 192ZM3 191H2V194H3ZM41 191H43V190H41ZM45 191H47V190H45ZM170 192L172 193L173 196L170 194ZM9 193H10V191H9ZM117 193H119V195ZM194 193H196L198 196H200L202 198V200L198 199ZM201 193H206L207 196H205L204 194L202 195ZM10 194L12 195V193H10ZM182 195L184 197L188 198L187 201L189 203L191 202L190 203L191 206H192V203H196V204H194L195 207L194 208L192 207L194 210L189 208V206L187 204L188 202H186V200L182 198ZM232 195L235 196L234 202H233V196ZM15 196H16V193H15ZM32 196H35V195H32ZM160 197H162V198H160ZM251 197H253V198L255 197V198L253 199ZM195 198H197V199H195ZM228 198L231 199V202H227ZM19 199H21V198H19ZM77 199H79V198L77 197ZM86 200H88V199H86ZM161 200L164 201L163 202L164 205H160ZM194 200H197V201L193 202ZM200 200H201V202H200ZM259 201H261V203ZM105 203H107V204L105 205ZM124 203H126V204H124ZM38 204H39V202H38ZM119 204H121L120 208L123 209L124 214H126V218L122 217V219H121V220L125 221L124 223L120 222L119 217H117V213H119L117 210ZM109 205H110V207L107 208ZM152 207H154V209ZM175 208H180V212L184 213V215H182L183 220L189 222L190 224H188V223L185 224L184 222H182L184 224L179 225L178 235H176V236H175V234H177V233L174 234V232H176V228L173 229L174 232L167 231V232H163L162 233L163 235H162L160 233L159 229L164 228V227H162L163 222L167 223V224H172V223H170L169 219L174 216L173 213H175L174 212ZM182 208H184V209H182ZM91 210L93 211L92 214H93V217L95 218L94 220H93V217H91L89 215L91 213L88 214V212H90ZM153 210L156 213H158V212L161 213L160 215L158 214L159 218L156 217L155 215L153 216V214H154ZM189 210L195 211V213L194 212L191 213V212H189ZM108 211H110L111 214ZM175 211H177V210H175ZM202 211H203V213H205V216H203L202 219L205 218L206 220L203 221V223H200V225L196 227V230L197 229H199V230L195 231V229L193 230V228H192V225H193L194 220H195V215L199 214V212L201 214ZM216 211H221L222 214L225 213L226 214L225 217L217 216L215 214ZM252 212H254L253 216L251 215V214H253ZM119 215L121 216L120 213H119ZM211 215H214L212 220H211ZM258 216L260 217L259 219H257ZM61 217H63V216H61ZM174 220H177V219H174ZM243 220H247L248 222H251V223L248 224L247 222H244L246 224L244 227H237L236 223L242 222ZM48 221H50V220H48ZM65 221H66V219H65ZM196 221H198V220H196ZM233 221H234V223H233ZM67 224H69V221ZM228 224H232V226L234 225V227L239 228V229L245 228V227L247 228L248 226L249 227L247 229L242 230V231H238L239 233H234L235 229H233L234 231L232 233V231L230 230L231 228L230 229L227 228ZM51 226H52V224H51ZM65 227L68 229V227L66 225H65ZM185 227H188L187 233L184 232ZM171 228L172 227H170V229ZM167 229H169L168 226H167ZM143 230H144V232H142ZM155 230H157V231H155ZM68 232H70L73 236H77V237L81 236L80 235L81 233H78V232L75 233L70 228V226H69ZM161 232H162V230H161ZM189 235H191V236L189 237ZM194 235H196L197 237L195 236L193 238V241L191 242V244L189 243L190 244L189 246H191V245L192 246L188 249V247H185V245H188V244H184V243L185 242L187 243V241L191 237H193ZM45 236H47V235H45ZM177 236L179 238L178 240H177ZM54 237L59 238V236L57 237V235L56 236L54 235ZM85 237H87V236H85ZM81 238H83V237L81 236ZM45 239H46V237H45ZM227 239L233 240V243ZM37 240H39V239H33L30 242V244L33 243V245L35 247L37 246L40 249H45V246H40L42 244L38 245L39 241L37 242ZM224 241H228L230 243V245H231L230 249L226 250L225 248H223L222 243ZM188 242H190V241H188ZM216 243L218 244L217 246H216ZM182 244H184V245H182ZM233 244L235 245V250L229 254L224 253L225 254L224 255L223 252H229V251H232L234 249ZM52 245L54 246V244H52ZM72 245H74V244H72ZM249 245H251L252 247L250 246V248L248 250L250 253H247V247ZM254 245H257V246H254ZM77 246L78 245H74V247L73 246L72 247L79 249ZM192 248L194 250H192ZM258 248H260V247H258ZM170 249L174 250L172 252V253H174L172 258H169L170 257L169 256L170 255ZM216 249L220 253H219V256L214 257L213 251ZM93 251H94V249H93ZM41 252L44 255V258H43V255L40 253L41 258L46 264H60L57 259L51 258V255L48 252L42 251V250H41ZM138 252H139V250H138ZM100 253L95 252V254H93L94 255L93 258H91V256H93V255L85 254V255H87L86 258L87 257L91 258L90 260L85 259L83 257H81L82 259L79 258L78 255H81V254H78L74 257L77 258L75 260L78 262H81V264L82 263L83 264H111V261L109 259L105 258L104 257L105 255L102 254V256H101ZM151 254H149V255H151ZM164 254L168 255L167 260L164 258V256H163ZM248 254H252L255 258L254 259L250 258L251 256L249 257ZM32 255L28 254V256L30 258L29 257H26V258L23 257L22 260H20V259L17 260V264H22V261L23 262L27 261V259L30 260L31 263L37 264V261H39V256L35 255V257H33ZM140 255H142V254H140ZM146 255H147V253H146ZM21 256L22 255L17 256V258H19ZM57 256H59V255L57 254ZM156 256L158 258H156ZM119 257H121L122 261ZM240 257L247 258L248 261L241 260ZM118 258H119V260H118ZM61 259H63V258L61 257ZM70 259H68V261ZM136 259L138 262H136ZM140 259H142V258H140ZM93 260L95 262H93ZM163 261H165V262H163ZM113 263H115V262H113Z\"/></svg>",
	"mask_w": 264,
	"mask_h": 264
},
{
	"label": "water",
	"instance_id": "3",
	"mask_svg": "<svg viewBox=\"0 0 264 264\" xmlns=\"http://www.w3.org/2000/svg\"><path fill=\"white\" fill-rule=\"evenodd\" d=\"M93 120L97 125H104L105 121L103 119V117L101 116L100 113L95 112L93 114ZM192 133L196 136H205V135H211L213 133L211 127H210V122L208 119L203 118L202 120H200V122L197 124V126L192 130ZM227 202H231V199L228 198ZM260 217L258 216L257 219H259ZM246 224L244 222H238L236 223L237 227H244ZM188 231V227L184 228V232L187 233ZM223 248L230 249L231 245L228 241H224L222 243ZM251 252L259 258L264 257V250L262 248H258V247H253L251 249ZM219 251L216 249L213 251V256H219Z\"/></svg>",
	"mask_w": 264,
	"mask_h": 264
}]
</instances>
